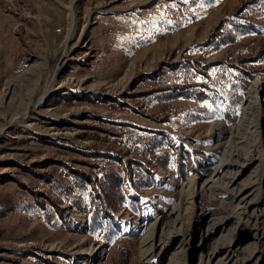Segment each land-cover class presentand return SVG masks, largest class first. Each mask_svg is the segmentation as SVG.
Segmentation results:
<instances>
[{"label": "rangeland", "instance_id": "obj_1", "mask_svg": "<svg viewBox=\"0 0 264 264\" xmlns=\"http://www.w3.org/2000/svg\"><path fill=\"white\" fill-rule=\"evenodd\" d=\"M250 1L0 0V101L6 83L13 84L0 107V264H161L154 256H142V238L155 220L169 219L175 203L181 200L186 207L181 187L185 182L193 178L197 190L220 162L222 141L214 126L224 127L226 133L239 122L253 81L259 82L257 90H264V55L249 66L254 78L244 91L238 73L226 74L232 100L240 97L233 125L224 120L219 99L215 104L172 99L157 90L160 83L140 80L182 59L204 66L234 63L242 45L257 55L264 39V0L240 14ZM237 10L241 18L263 14L249 19L252 29L233 44L217 50L197 47ZM128 69L131 78L120 83ZM27 73L29 81L20 84ZM181 77L173 75L168 84H178ZM125 125L136 135L152 137L156 153H173L169 171L150 170L152 183L146 189L135 190L131 184L133 155L126 153L131 142L125 140ZM93 133L100 139H93ZM92 153L103 158H93ZM107 156L119 160L120 192L126 203L112 213L109 230L101 220L89 229L88 215L78 209L89 206L90 192L97 189L91 165ZM262 174L263 167L257 180L260 189ZM222 176L212 192L201 188L194 202L208 213L204 228L234 206L237 199L230 189L235 192L248 174L231 181L227 189ZM255 193L252 190L245 201ZM258 199L257 209L262 210L261 190ZM254 208L247 205L248 212ZM81 218L85 227L80 231ZM195 231L186 264L205 260L206 245L221 240L218 232L201 245L202 230ZM235 232L237 239L249 237L239 246L231 244V261L247 257L252 242V230L238 227ZM154 236H159L156 231ZM84 239L98 249V257L77 252Z\"/></svg>", "mask_w": 264, "mask_h": 264}, {"label": "bare ground", "instance_id": "obj_2", "mask_svg": "<svg viewBox=\"0 0 264 264\" xmlns=\"http://www.w3.org/2000/svg\"><path fill=\"white\" fill-rule=\"evenodd\" d=\"M29 77L28 73L24 74L19 78V83L23 84L29 81ZM130 78L131 71L128 69L121 77L120 83L126 82ZM258 84V81H253L248 87L242 107V116L235 126L230 127L226 133H224V127L214 126V130L222 141L217 152L220 162L211 168L208 179L206 182H202L197 190L193 178L181 186L186 207L182 208L180 200L179 203H175L171 207L169 219L162 217L160 220L154 221L141 241V254L144 258L154 256L161 264H186L189 246L195 237L196 228L200 232L202 230V236L199 239L201 245H204L209 237L213 239V235L218 232L221 239L218 243L206 245V259L201 260L199 264H213L214 260H216V264H245V262L261 264L264 257V246L261 245V241L264 240V209H257V205L260 190L262 194L264 193V155L262 153L264 147V90H257ZM12 87L11 82L6 83L5 95L0 101V107L3 106L5 96L10 93ZM262 167L263 185L260 189L257 180L261 178L259 171ZM221 173L227 179L226 182L221 181L222 185L224 183L225 189L234 179H238L246 173L248 176L241 186L234 190L235 192L230 189L232 197H236L237 202L229 212L212 220L204 228L208 213L203 208L196 207L194 202L201 188L207 187L212 192L213 185L217 184ZM252 190H255V195L251 200L245 201V197ZM249 204H253L255 207L250 212L247 210ZM197 211L199 212L198 216H196ZM77 226L80 231L84 229L85 223L82 218L79 219ZM238 227H244L247 231L252 230L253 233L250 237L252 242L247 257L231 261L233 252L231 244L239 246L245 238L249 237L247 235L237 239L238 234L235 229ZM155 231L159 235L157 238L154 236ZM226 239L229 240L226 242ZM90 247L91 243L84 239L78 245L77 252H81L80 255L87 257H98V249ZM222 253L223 255H221ZM80 263L82 261L77 262V264Z\"/></svg>", "mask_w": 264, "mask_h": 264}, {"label": "trees", "instance_id": "obj_3", "mask_svg": "<svg viewBox=\"0 0 264 264\" xmlns=\"http://www.w3.org/2000/svg\"><path fill=\"white\" fill-rule=\"evenodd\" d=\"M256 4L257 0H252L248 2V5L244 6L243 10H238L240 14L248 8L250 11H253L252 8ZM238 10L234 13L233 18H224L208 38L197 47L217 50L221 45L233 44L237 36L245 34L252 29V24L249 22V19L258 18L263 14L253 12V15L250 17L241 18L238 15ZM247 48V45H242L237 48L239 50V57L234 63L219 61L204 66L196 60L182 59L176 64H163L159 70L146 75L140 82L152 80V82L156 81L160 83L159 85L161 87L157 90L167 92L172 99L184 98L192 99L196 102L208 100L211 104H215V101L219 99L224 106V120L228 125H233L238 118L235 107L240 103V97L235 102L232 100L231 87L228 86L229 82L227 81L226 74H230L232 71L238 73L237 78L241 80L239 88L241 91H244L249 81L254 78L251 75L252 71L249 69V66H252L259 55H264V39L260 41L257 55H252V52L248 51ZM244 51L247 55H242ZM173 54L174 51L171 54V58ZM211 70H214L213 75H211ZM177 74H182V80L180 79L181 81L178 84H168L173 75ZM198 76L202 79L200 82L195 83L193 79ZM176 80H179V78L177 77ZM134 132L135 130L131 126H124L125 140L131 142V147L130 149H126V153L133 155V158L130 159L132 169L129 173L131 184L135 190H141L151 186V169L169 171L168 164L173 153L168 151L156 153V145L151 142L153 140L152 137L136 135ZM99 136L96 133L91 135L93 139H100ZM116 138L117 140H121L120 136L116 135ZM161 142H163V138H161ZM162 146L166 147V144L163 143ZM92 154L94 155L90 156L93 158H103L98 153ZM118 165L119 160L116 158L113 159L110 156L104 157L102 162L91 165V169L96 176L97 189L92 194L90 192L91 201L89 206L78 209V211L88 215L89 229L92 228L94 221L101 220L104 222L103 227L109 230V219L112 213L126 203L124 195L120 192L122 175ZM179 172L184 174L182 166L179 167ZM74 178L76 179L75 175ZM180 179V181H183L184 176L181 175Z\"/></svg>", "mask_w": 264, "mask_h": 264}]
</instances>
